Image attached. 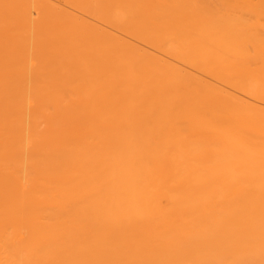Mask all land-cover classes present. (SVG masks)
<instances>
[{
	"label": "bare ground",
	"instance_id": "bare-ground-1",
	"mask_svg": "<svg viewBox=\"0 0 264 264\" xmlns=\"http://www.w3.org/2000/svg\"><path fill=\"white\" fill-rule=\"evenodd\" d=\"M0 264H264V0H0Z\"/></svg>",
	"mask_w": 264,
	"mask_h": 264
}]
</instances>
